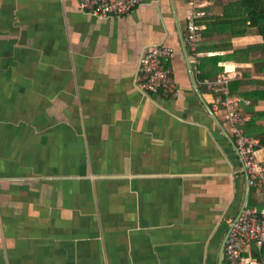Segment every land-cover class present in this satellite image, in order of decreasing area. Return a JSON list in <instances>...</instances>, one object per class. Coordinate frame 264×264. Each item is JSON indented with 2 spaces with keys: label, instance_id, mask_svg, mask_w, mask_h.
<instances>
[{
  "label": "crops",
  "instance_id": "0c3cea01",
  "mask_svg": "<svg viewBox=\"0 0 264 264\" xmlns=\"http://www.w3.org/2000/svg\"><path fill=\"white\" fill-rule=\"evenodd\" d=\"M231 1L199 9L222 16ZM192 9L146 0L100 17L78 0H0V264H228L230 224L262 207L264 185L248 188L212 77L201 80L187 52ZM205 31L200 62L263 43ZM160 43L174 50L177 98L135 83L144 50ZM254 58H226L218 76L251 102L264 135ZM257 157L264 166V145Z\"/></svg>",
  "mask_w": 264,
  "mask_h": 264
},
{
  "label": "built area",
  "instance_id": "2783aa9c",
  "mask_svg": "<svg viewBox=\"0 0 264 264\" xmlns=\"http://www.w3.org/2000/svg\"><path fill=\"white\" fill-rule=\"evenodd\" d=\"M145 2L146 0H78L82 11L100 17L124 16ZM189 4L193 9L189 16L184 43L198 73V66L201 63L198 48L207 28L205 23L200 22V19L206 16V12L199 9L202 0H189ZM173 52V48L165 43L153 44L144 50L135 74V83L141 91L147 94H162L167 98L179 96L178 85L172 79ZM205 85L214 95V109H222L225 112V120L231 127L248 188L264 185V166L257 157L259 141L247 135L244 130L245 124L249 121L246 108L251 105V102L230 93L228 76L206 80ZM263 245L264 204L260 209L246 207L230 224L224 246V256L228 264H255L250 256L251 248L261 249Z\"/></svg>",
  "mask_w": 264,
  "mask_h": 264
},
{
  "label": "trees",
  "instance_id": "16d2710c",
  "mask_svg": "<svg viewBox=\"0 0 264 264\" xmlns=\"http://www.w3.org/2000/svg\"><path fill=\"white\" fill-rule=\"evenodd\" d=\"M201 23L207 24V28L213 26L225 27L229 30L231 37H240L257 33L263 37V43L250 45L245 48L237 49L228 57H204L199 66V78L204 80L207 77L216 79L222 71L219 66L220 62H224L226 58H232L235 61H248L251 57L256 56L252 61L256 64L258 73H264V0H233L224 10L222 16L206 17L200 19ZM208 32L205 31V35ZM208 66H212L208 70ZM237 88L241 82H234ZM234 86V85H233ZM234 91V90H233ZM232 89L231 92L233 93ZM259 94V93H258ZM255 120H251L245 126V133L259 140L260 146L264 145V135L256 134ZM253 256L264 263V245L261 249L254 247Z\"/></svg>",
  "mask_w": 264,
  "mask_h": 264
},
{
  "label": "water",
  "instance_id": "95a60500",
  "mask_svg": "<svg viewBox=\"0 0 264 264\" xmlns=\"http://www.w3.org/2000/svg\"><path fill=\"white\" fill-rule=\"evenodd\" d=\"M226 241V240H225ZM224 246H225V242H224ZM223 251H224V248L222 249V252H221V259L223 257Z\"/></svg>",
  "mask_w": 264,
  "mask_h": 264
}]
</instances>
